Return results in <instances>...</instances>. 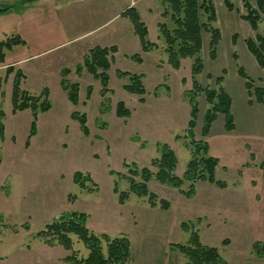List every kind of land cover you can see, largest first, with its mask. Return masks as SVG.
Here are the masks:
<instances>
[{"label":"rangeland","instance_id":"obj_1","mask_svg":"<svg viewBox=\"0 0 264 264\" xmlns=\"http://www.w3.org/2000/svg\"><path fill=\"white\" fill-rule=\"evenodd\" d=\"M28 1L11 0L10 8L0 5L7 9L0 13V41L15 36L22 40L5 49L0 61V123L4 127L0 134V264H72L66 258L70 254L86 256L88 250L75 235L70 234L69 250L48 244L38 234L52 221L74 212L85 214L86 227L96 235L127 237L128 264H184L178 245L187 244L191 231L197 232L201 244L217 248L226 264H264V136L231 134L235 128L227 132L224 115L218 113L209 134L202 138L203 115L209 107L203 92L195 98L199 113L193 132L195 139L207 141L208 154L219 161L215 178L226 186L197 181L189 197L181 193L187 191L189 181L175 188L152 175L145 182L147 195L138 197L125 181L124 176L133 177L132 170L156 171L151 162L160 155V144L174 150L178 177L191 157L186 141L175 138L185 133L190 117L191 59L185 58L177 69L169 64L159 22L169 29L173 22L157 11L162 7L160 0ZM131 2L147 27V41L156 45L148 51H143L128 18H115ZM214 4L223 24L219 56H209L206 34L200 54L206 71H234L230 49L241 57L243 28L233 37L235 31L224 27L232 14L223 0ZM30 5L24 14L16 13ZM259 25L264 28L263 22ZM96 45L117 48L107 71L110 92L105 107L99 80L82 64ZM9 65L21 70V89L33 95L46 89L51 105L37 114L28 144L32 112L12 113L14 72L5 78ZM119 71L141 75L145 94L127 92L123 86L129 79L118 77ZM62 80L78 83L77 103L69 101ZM196 80L203 87L213 86L203 72ZM88 86L91 94L86 98ZM120 101L130 110L127 118L115 115ZM234 106L240 110L237 98ZM72 112L85 113L88 134L71 118ZM249 113L255 124H264L262 109L251 107ZM76 172L89 176L84 185L73 181ZM134 180L143 182L138 177ZM121 192L127 194L124 203L118 198ZM150 194L156 197L154 206ZM161 201L169 207L161 208Z\"/></svg>","mask_w":264,"mask_h":264},{"label":"trees","instance_id":"obj_2","mask_svg":"<svg viewBox=\"0 0 264 264\" xmlns=\"http://www.w3.org/2000/svg\"><path fill=\"white\" fill-rule=\"evenodd\" d=\"M163 11L162 14L169 16L173 22V27L168 28L165 22L159 23V30L164 40V51L167 54L168 62L173 68L180 67L181 59H191V77L193 80V88L188 96V102L191 106L190 117L187 122V127L183 135H176L175 138L184 139L186 148L190 151L191 157L186 164V169L182 177L175 175L174 171L177 165V157L174 150L167 144H160V155L153 159L151 166L156 171L153 173L148 167H143L139 172L132 170L131 176H124L125 181L129 185V189L136 196L141 197L147 195L145 182L153 177L160 183L170 185L172 187L180 188L183 180L189 181L187 191L181 190V193L186 196L193 195V186L197 181H207L219 187H225L226 184L215 178V168L218 164V159L208 154L209 145L203 139H195L194 129L196 127L197 117L199 113V105L195 100L199 92H203L206 103L209 106L206 108L201 126V136L209 134V129L218 113H222L225 119V130L232 131L235 128L233 116L231 113V100L224 87L222 86L223 77L213 78L207 75V79L212 80L213 86H201L196 80V75L203 72L204 63L201 57L202 49V35L208 36V50L209 56L214 59L216 55L217 46L221 40V32L216 25L217 15L214 0H160ZM225 7L228 10L234 8L231 0H223ZM9 8L11 5H7ZM122 16L128 18L132 24L134 32L137 34L143 51L155 47L156 45L147 41V27L141 20L136 8L129 7L125 9ZM240 17L246 21L251 29L254 31L252 38H247L245 44L249 52L254 56L260 68L264 71V33H259L258 25L264 18V0H241ZM18 36L8 38L0 41V61L4 58V50H9L12 46L21 43ZM116 52V47H93L83 58V67L86 72L100 82V94L103 102L102 107L106 106L108 101L107 93L110 92L108 88L109 78L107 71L111 67L113 57L112 53ZM138 58V57H137ZM235 61L236 55L233 54ZM139 59V58H138ZM80 68V67H77ZM14 72V81L11 92L12 113L20 112L25 109H30L32 112V120L30 125V132L26 140L28 144L29 138L35 132V121L39 112H46L50 109L48 101L47 90H43L39 95L30 94L28 91L20 88V79L23 77L21 70L16 69L12 65L6 67L5 78ZM238 75L244 82L249 102H256L263 107L264 114V89L255 86L254 81L249 78L242 66L237 65ZM67 74V70L64 72ZM118 77H127L129 83L123 88L131 93L139 96L145 94V89L142 84V77L138 74H130L128 72L117 73ZM64 90L67 92L69 101L73 104L78 102V83H69L62 80ZM1 88V80H0ZM43 93V94H42ZM91 94V86L87 87L86 98ZM254 95V99L252 98ZM143 98L140 99L142 101ZM107 100V101H106ZM104 109V108H103ZM101 109V111L103 110ZM130 110L126 107L124 102L120 101L116 104L115 115L118 118H127ZM3 113L0 110V116ZM71 118L80 124L83 134H88L86 126L85 113L72 112ZM3 125L0 123V134L3 133ZM113 173V172H111ZM119 174V173H118ZM135 177L141 178L143 182L138 183L134 180ZM89 179L88 175L82 176V173L76 172L73 176V181L85 184ZM225 184V186H224ZM127 194L121 192L118 196L120 203H124ZM152 206L155 205L154 197L149 195ZM161 208L167 209L168 203L161 201ZM86 216L84 213H71L66 217H61L58 220L49 223L45 230L40 231L39 236H43L46 242L61 244L66 249H71L70 234L77 236L88 250L86 256L77 258L72 253L67 256V260L72 264H128L131 258L130 243L127 237L120 236L110 238L106 233L101 236L91 232L85 225ZM187 226H184V228ZM104 242V243H103ZM256 250L264 247H259L258 243L254 244ZM178 250L185 258V264H226L222 260L217 248L213 246L203 245L199 240V235L195 231L190 232L187 244L178 245ZM264 254V253H263Z\"/></svg>","mask_w":264,"mask_h":264},{"label":"crops","instance_id":"obj_3","mask_svg":"<svg viewBox=\"0 0 264 264\" xmlns=\"http://www.w3.org/2000/svg\"><path fill=\"white\" fill-rule=\"evenodd\" d=\"M10 1L11 0H0V5H6V4L8 5L10 3ZM38 1L39 0H31V2L28 1L27 4H32V3L38 2ZM214 3H215V0H214ZM233 4H234V8L232 10H228L223 3L226 10L232 14L231 20H227L225 22L224 27L231 28V29H233V31H235V33L233 34V37H234V35L237 36L238 30L240 28H243V34L239 39L241 46L244 47L242 55H241V57L238 56L236 51L233 50V48H231L230 49L231 58L234 60L233 54H235L236 59H237V61H235V62L233 61L235 63L234 71L229 70L230 72H228L227 69H223L221 71L220 70L218 71L217 69L215 71H209V70L206 71V68L204 66L203 74L205 75V77H207V75H210L213 78L223 77L222 86L224 87L225 91L227 92V94L230 97L231 113L234 116V120H235L234 121L235 122L234 123L235 129L230 133L231 134L235 133L237 136L249 135V136H252L254 138L263 137L264 136V124L263 123L261 124L260 122L255 124V122L251 118L252 114L249 113V108H251V107L256 108V109L258 108L259 111H260V109H262V113H263V107H262V105L257 104L256 102H249V97L247 96L246 89L244 86V82L241 79V77L238 75V72H237V65L240 64L243 67V69L245 70V72L249 76V78H251L254 81L255 86L262 87L263 89H264V71L260 68L256 59L249 52V50L245 44V40L247 38H252L254 36V31L251 29L250 25L246 21L241 19V17H240L241 0H234ZM135 6H136L135 2L127 3L126 8H124L123 10L120 9V11H118V12H116V14H114L115 18L120 17L121 13L125 9H127L129 7L136 8ZM30 7H31V5L27 6L26 9L22 10L20 13L17 11H16V13L17 14H24L28 9H30ZM136 10H137V8H136ZM161 10H163V6L161 8L157 9V11L159 13H162ZM8 11H10V10H8ZM137 12L139 13L138 10H137ZM216 15H217V13H216ZM228 16H230V15H228ZM261 22L264 23V18L261 20ZM216 23L218 24L219 29L221 27H223V24L219 21L218 15H217ZM257 31L259 33H264V28H260V25H258ZM233 37H232V40H233ZM233 44H234V41H232V46H233ZM96 46H99V45H96ZM112 46H115V45H112ZM105 47H107V46H105ZM114 53L115 52L112 53V57L114 56ZM218 56H219V44L217 46V51H216V55H215L216 58H214V59H218ZM240 59H241V61H240ZM186 60L187 59H183L181 61L180 66H182L183 62ZM236 63H239V64H236ZM222 67L223 66H221L220 69ZM208 84H213V82L211 80H209ZM236 98L238 100V104L240 105V108H239L240 110H237V111H236L237 106H234V104H236ZM238 111L240 113H242V118L239 117ZM184 126H185V122H184ZM243 137H245V136H243ZM254 264H258V263H254Z\"/></svg>","mask_w":264,"mask_h":264},{"label":"water","instance_id":"obj_4","mask_svg":"<svg viewBox=\"0 0 264 264\" xmlns=\"http://www.w3.org/2000/svg\"><path fill=\"white\" fill-rule=\"evenodd\" d=\"M5 11H7L6 8H4V9H3V8H0V13H1V12H5Z\"/></svg>","mask_w":264,"mask_h":264}]
</instances>
